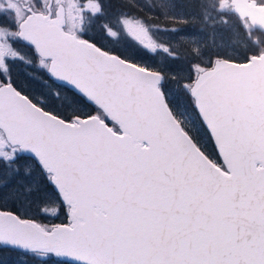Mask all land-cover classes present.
<instances>
[{
    "label": "snow or ice",
    "instance_id": "snow-or-ice-1",
    "mask_svg": "<svg viewBox=\"0 0 264 264\" xmlns=\"http://www.w3.org/2000/svg\"><path fill=\"white\" fill-rule=\"evenodd\" d=\"M0 254L264 264V0H0Z\"/></svg>",
    "mask_w": 264,
    "mask_h": 264
},
{
    "label": "rangeland",
    "instance_id": "rangeland-1",
    "mask_svg": "<svg viewBox=\"0 0 264 264\" xmlns=\"http://www.w3.org/2000/svg\"><path fill=\"white\" fill-rule=\"evenodd\" d=\"M141 2H144V0H141ZM114 46L117 47V48H121V49L124 48V45L122 43L121 44H116ZM163 62H164V58L162 56L158 57L157 60H156V63H158V64L163 63ZM172 67L175 68V69H180V68H182L184 66L181 65V64H174V65H172ZM27 73H28V70L26 68H24V67H21L18 70V79L20 80V83L22 84V86H24L25 88L31 87L33 90H35L38 87H40L38 82H32L30 80V78H29ZM4 258L7 259L6 256ZM56 259H58V258H53L54 261Z\"/></svg>",
    "mask_w": 264,
    "mask_h": 264
},
{
    "label": "trees",
    "instance_id": "trees-1",
    "mask_svg": "<svg viewBox=\"0 0 264 264\" xmlns=\"http://www.w3.org/2000/svg\"><path fill=\"white\" fill-rule=\"evenodd\" d=\"M62 221H63V217H61V219H59V220L44 221V222H55V223H60V222H62ZM0 255H2V254H0Z\"/></svg>",
    "mask_w": 264,
    "mask_h": 264
}]
</instances>
